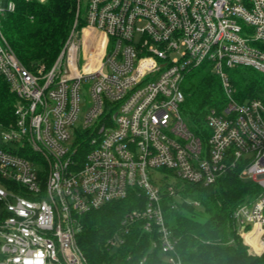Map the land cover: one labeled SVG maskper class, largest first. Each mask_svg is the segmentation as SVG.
Wrapping results in <instances>:
<instances>
[{
  "label": "built area",
  "instance_id": "1",
  "mask_svg": "<svg viewBox=\"0 0 264 264\" xmlns=\"http://www.w3.org/2000/svg\"><path fill=\"white\" fill-rule=\"evenodd\" d=\"M14 8L0 0V77L16 96L13 120L0 122V264H89L82 215L131 190L145 202L107 248L139 228L151 243L139 264H184L163 196L181 203L179 181L207 185L231 171L260 187L233 217L250 252L264 253V102H239L230 79L240 66L264 73V0H78L50 66L26 65L9 45L1 20ZM198 68L219 78L225 99L208 108L204 137L181 113L182 84ZM87 129L83 156L74 142Z\"/></svg>",
  "mask_w": 264,
  "mask_h": 264
},
{
  "label": "trees",
  "instance_id": "2",
  "mask_svg": "<svg viewBox=\"0 0 264 264\" xmlns=\"http://www.w3.org/2000/svg\"><path fill=\"white\" fill-rule=\"evenodd\" d=\"M12 1L14 10L1 20L6 40L26 65L45 63L50 66L71 31L78 0ZM230 79L239 102L254 98L264 102V73L240 66L230 70ZM182 89L185 99L181 113L193 132L204 137L208 108L225 102L220 80L208 70L198 68L187 74ZM15 101L9 84L0 77V122L13 120ZM89 138L88 129L77 130L74 144L83 156L91 149ZM177 186L183 198L181 203H174L173 197L164 195L162 207L166 224L176 238V254L184 264H264V253L254 255L248 251L233 217L239 205L260 192L255 182L241 179L236 171H231L211 184L179 181ZM138 191L131 190L126 198L82 215L77 242L89 264H139L150 251L149 234L139 228L115 250L105 244L120 227L125 214L144 204L145 198L138 196Z\"/></svg>",
  "mask_w": 264,
  "mask_h": 264
},
{
  "label": "rangeland",
  "instance_id": "3",
  "mask_svg": "<svg viewBox=\"0 0 264 264\" xmlns=\"http://www.w3.org/2000/svg\"><path fill=\"white\" fill-rule=\"evenodd\" d=\"M88 98H89L88 86H84L81 89V107H82V109L85 108L86 103H88ZM1 130L2 129H0V139H1V136H2V131ZM152 172L158 173V176H159L158 181H159L160 184L163 183V181H165V180L166 181H170V182H173V180H174V177L172 175H169L168 177H166V179H163L164 176H165L163 171L154 170ZM248 251L250 252L249 247H248Z\"/></svg>",
  "mask_w": 264,
  "mask_h": 264
},
{
  "label": "bare ground",
  "instance_id": "4",
  "mask_svg": "<svg viewBox=\"0 0 264 264\" xmlns=\"http://www.w3.org/2000/svg\"><path fill=\"white\" fill-rule=\"evenodd\" d=\"M257 248V247H256Z\"/></svg>",
  "mask_w": 264,
  "mask_h": 264
}]
</instances>
